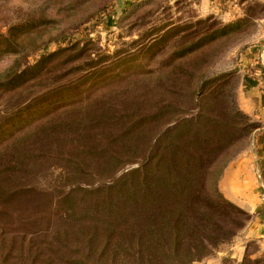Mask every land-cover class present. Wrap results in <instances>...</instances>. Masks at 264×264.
Returning <instances> with one entry per match:
<instances>
[{
	"label": "rangeland",
	"instance_id": "obj_1",
	"mask_svg": "<svg viewBox=\"0 0 264 264\" xmlns=\"http://www.w3.org/2000/svg\"><path fill=\"white\" fill-rule=\"evenodd\" d=\"M70 1L100 10L0 0V264H264L216 185L256 126L235 109L264 1L231 20L197 0ZM44 11L56 22L30 27Z\"/></svg>",
	"mask_w": 264,
	"mask_h": 264
},
{
	"label": "crops",
	"instance_id": "obj_2",
	"mask_svg": "<svg viewBox=\"0 0 264 264\" xmlns=\"http://www.w3.org/2000/svg\"><path fill=\"white\" fill-rule=\"evenodd\" d=\"M197 1L203 13L220 11V16L226 20L236 19L240 5L245 3V0ZM239 54L242 78L237 104L256 127L247 146L224 168L218 188L226 199L251 214L253 219L248 232L261 239L264 238V33L259 44L251 45Z\"/></svg>",
	"mask_w": 264,
	"mask_h": 264
},
{
	"label": "trees",
	"instance_id": "obj_3",
	"mask_svg": "<svg viewBox=\"0 0 264 264\" xmlns=\"http://www.w3.org/2000/svg\"><path fill=\"white\" fill-rule=\"evenodd\" d=\"M53 3H55L56 5L58 4V9L61 10V11H65L67 12L69 15H73V16H76V19L78 21V23H80L81 21H83L84 19H87L89 18L92 13L94 12H98L100 10V7L96 6V8L94 10H89V7H84L82 9L78 8V6H76L75 4H72V1H68V0H52ZM44 9V8H43ZM56 20L52 19V18H48L46 15H45V11H44V14L41 15L37 20L33 21V22H29V26L32 27L33 29L35 27H37V30H41L45 27H48L49 24H53L55 23ZM34 24V25H32ZM22 28V25H15L12 27V29H15V30H20ZM31 28V29H32ZM1 35V34H0ZM0 51H1V48H0ZM235 113L236 115L237 114H241L242 116H245L247 118V115L241 111H239L238 109H235ZM245 114V115H244ZM188 120H186V123L187 124H190L191 122H189ZM256 126L253 127V129L251 130L250 134L253 132V130L255 129ZM207 131H205V137H203V141H199L197 140V135L195 134V137L192 138L190 137L191 135L188 134V136H185V129H184V125L179 127L177 130H176V133H175V136L174 138H178L182 141H187L191 146L193 147H200V148H205L206 147V144H209V145H212L213 142H208L206 136ZM215 143V142H214ZM206 150V148H205ZM226 167V165H224L219 174L217 175V188H218V181L223 173V170L224 168ZM130 187L132 188L133 187V184L130 185ZM224 197V196H223ZM225 198V197H224ZM225 200L227 201H230L228 199L225 198ZM231 202V201H230ZM232 203V202H231Z\"/></svg>",
	"mask_w": 264,
	"mask_h": 264
}]
</instances>
